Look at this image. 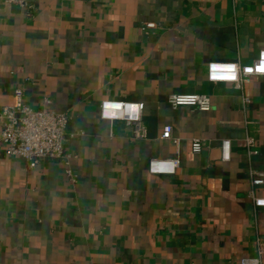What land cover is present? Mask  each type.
Returning a JSON list of instances; mask_svg holds the SVG:
<instances>
[{"label": "crops", "instance_id": "crops-1", "mask_svg": "<svg viewBox=\"0 0 264 264\" xmlns=\"http://www.w3.org/2000/svg\"><path fill=\"white\" fill-rule=\"evenodd\" d=\"M29 1L0 2V108L17 87L35 108L49 94L70 116L73 157L30 168L0 143V264H264V212L248 196H264L251 183L264 170V73L243 88L208 79L213 60L258 61L264 0ZM171 93L209 94L212 108L173 109ZM108 99L144 102L147 137L103 119ZM151 158L179 165L155 174Z\"/></svg>", "mask_w": 264, "mask_h": 264}, {"label": "built area", "instance_id": "built-area-1", "mask_svg": "<svg viewBox=\"0 0 264 264\" xmlns=\"http://www.w3.org/2000/svg\"><path fill=\"white\" fill-rule=\"evenodd\" d=\"M11 5L28 7L29 0H0ZM153 24H149L151 27ZM264 64V50L260 52L259 59L253 66H245L237 61L213 60L208 63V79L211 82L232 83L237 88H243L249 82L252 75L264 72L259 71V67ZM234 76L232 79L230 77ZM15 103L0 108V143L3 145L5 153L13 158L24 159L30 168L37 167L46 159L62 160L69 163L73 155L67 148V127L70 116L66 112L58 111L51 105L52 97L48 94L44 96L41 106L32 107L25 99V92L22 87L15 88ZM249 102V98H244ZM185 102H181V101ZM168 105L176 109L181 106H189L201 111H208L212 108L211 96L206 93H171L167 96ZM144 102L108 99L101 102V117L110 121L123 120L132 128V138L143 139L147 137V127L143 119ZM172 126H164L162 138H173ZM175 142L179 140L176 138ZM249 156L258 154L256 141L253 137L247 136L245 139ZM204 148L201 138L192 141L194 153H201ZM222 156L224 160H229L231 152V141L222 140ZM161 165H167L166 170H159ZM179 165L178 158L162 159L151 158L149 171L151 173H173ZM72 176V171L68 170ZM252 186L257 187L264 184V170L253 169L251 171ZM248 196L254 205L264 212V196L256 195L252 189ZM259 254H262V240L258 238ZM257 257H247L241 259V264H259Z\"/></svg>", "mask_w": 264, "mask_h": 264}, {"label": "snow or ice", "instance_id": "snow-or-ice-1", "mask_svg": "<svg viewBox=\"0 0 264 264\" xmlns=\"http://www.w3.org/2000/svg\"><path fill=\"white\" fill-rule=\"evenodd\" d=\"M259 71H260V72H264V64H262V65L259 67ZM230 78L234 79L235 77L232 76V77H230ZM181 102H185V101L182 100ZM166 168H167V165H161L159 170L163 171V170H166ZM260 203H261V204H264V200H261Z\"/></svg>", "mask_w": 264, "mask_h": 264}, {"label": "water", "instance_id": "water-1", "mask_svg": "<svg viewBox=\"0 0 264 264\" xmlns=\"http://www.w3.org/2000/svg\"><path fill=\"white\" fill-rule=\"evenodd\" d=\"M221 145H222V143H221Z\"/></svg>", "mask_w": 264, "mask_h": 264}]
</instances>
